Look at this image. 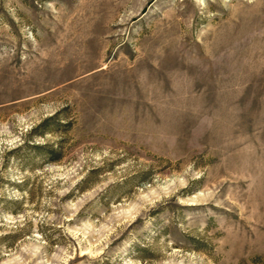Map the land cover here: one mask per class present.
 <instances>
[{
  "label": "rangeland",
  "instance_id": "1",
  "mask_svg": "<svg viewBox=\"0 0 264 264\" xmlns=\"http://www.w3.org/2000/svg\"><path fill=\"white\" fill-rule=\"evenodd\" d=\"M0 264H264V0H0Z\"/></svg>",
  "mask_w": 264,
  "mask_h": 264
}]
</instances>
